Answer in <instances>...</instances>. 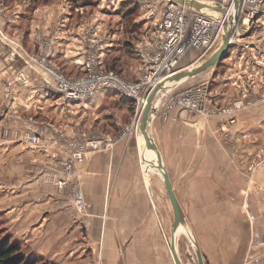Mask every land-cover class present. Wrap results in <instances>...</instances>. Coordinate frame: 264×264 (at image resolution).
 Segmentation results:
<instances>
[{
	"label": "rangeland",
	"instance_id": "rangeland-1",
	"mask_svg": "<svg viewBox=\"0 0 264 264\" xmlns=\"http://www.w3.org/2000/svg\"><path fill=\"white\" fill-rule=\"evenodd\" d=\"M9 2L16 3V6L26 3L28 8L22 27L0 24V43L6 49L5 60L9 63H14L16 60L23 62V65L14 72L12 80H8L4 84L3 108L0 109V116L14 111L12 102L16 96L15 86L18 83L28 86L32 78L30 74L26 73L28 68L35 72H38L39 69L42 74H47V78H44L42 82L43 87L45 82H54V78L57 77L52 73L54 70L60 72L67 80L87 77L89 75V71L87 72L88 61H91L90 68L95 66L94 68L107 74H117L130 83L141 82L150 76L147 64L138 55L136 46L145 42L144 38L147 33L155 27L165 0H9ZM10 14L12 13L4 12L1 9L0 19L9 18ZM34 31L36 34L38 32L41 34L38 38L40 43L35 49L29 47L24 41V36L34 33ZM69 35H72L74 43H70L71 47L69 46L70 50L66 57L63 53L57 58V61L50 60V48L54 44L59 48L63 47V51H66L65 38H68ZM53 36L51 41L50 37ZM55 37L60 38V40L57 38L58 43H56ZM219 44L220 41L213 50ZM196 57H198L197 52L191 50L184 61H181L182 68L200 61V58ZM262 63L255 61L252 71L250 69L248 72L245 61L242 59L232 60L229 59L228 54H224L217 64L194 77L174 83L173 88L165 93V95L168 94V97L167 95L161 97L159 120L154 126L151 125L152 133L161 153H164V142L167 137L166 124L169 123L167 122L170 115L169 109L174 108L173 110L184 112L188 118L187 126L183 132L192 154L197 152L196 148L201 145L199 140L201 129L203 128L205 131V124L198 127L195 122L218 117L216 130L219 133H217L219 141L222 147L229 151L227 162L232 161L229 166L225 162H218L217 159L212 161L211 157L197 156L195 162V158L192 156L188 165L186 161L182 163L178 157V160L173 156L164 158L165 167L169 169H167L168 173H171L176 195L180 198V206L186 213L187 222L190 223L189 225L185 220V226L182 224L185 230L175 234V251L181 264H198L194 245L202 253L205 264H208L209 260L203 254L205 251L203 247L208 245L209 233L212 229L217 231L234 224L237 227L240 223L237 220L227 219L229 218L228 214L231 215L230 218L241 214L239 205H202L203 196L206 195L205 199L210 200L222 196L232 198L234 194L235 196L238 194L235 186L238 183L236 182L243 180L250 181L251 197L259 192L264 194V71L258 65ZM21 74L26 77V82L21 83ZM145 75L148 76L145 77ZM160 77L163 78L164 74H160ZM196 86L203 87V96L198 107L188 108L178 101L177 98L180 95L182 96L186 90L197 88ZM108 90H115L117 93ZM44 92L47 95L57 96L64 103L81 101L87 103L99 92L103 94L100 98H96V96L95 101L93 100L94 103L88 104L91 111L81 121L82 123L88 122L83 124L86 127L80 125L79 130H74L73 136L63 137L66 139L68 147L66 159L69 156L73 158V154L81 153L82 155L81 158L74 157L72 159L71 164L73 163V165L69 171L63 165L65 158L64 161L61 160L59 167L63 171L66 170L67 175L72 174L75 163L81 161L89 150L99 149L98 145L108 148L109 145H113L124 136L131 135L137 138L134 124L141 106L137 104L136 100L123 96L115 88H103L89 98L79 100H64L57 93L48 90ZM143 95L144 91L142 90ZM28 120L30 124L27 123L24 128L15 126L12 122L3 121L0 127V138H16L32 147L45 148L47 146L45 137L36 130L34 125L35 116H29ZM0 121L2 120L0 119ZM103 133L113 136L102 135ZM116 136H119L116 140L112 139ZM33 137L34 140L31 139ZM59 137L61 138V134ZM136 155L140 164L138 144L136 145ZM147 156L153 162H157L159 159V154L156 157L149 154ZM160 158L162 159L161 154ZM168 161L171 163L168 164ZM45 163L42 162V164ZM38 165L41 167V162ZM195 168L199 171L197 177H195ZM33 170L36 172L35 167ZM37 170L42 171L41 168ZM225 170L230 171L231 175L228 176ZM143 176L146 182H151L153 187L156 228L162 233L165 246L170 254L171 264H175L170 250L171 226L174 217L162 176L157 173H143ZM52 182H55L58 188H62L66 180L55 181L52 179ZM193 183L195 185L198 183L201 187L200 204L190 203L191 195L187 192V186L191 188ZM218 184L225 185L226 188L218 189ZM231 185L232 187H230ZM77 191L72 186L67 195L77 204L74 206L77 213L80 214L84 209V202ZM239 194L243 198L244 190ZM78 201L81 203L80 205ZM5 236L12 240L4 225L3 216L0 214V240ZM21 250L28 258L27 250L29 249L22 245ZM66 261L41 257L36 264H68Z\"/></svg>",
	"mask_w": 264,
	"mask_h": 264
},
{
	"label": "crops",
	"instance_id": "crops-1",
	"mask_svg": "<svg viewBox=\"0 0 264 264\" xmlns=\"http://www.w3.org/2000/svg\"><path fill=\"white\" fill-rule=\"evenodd\" d=\"M27 8L26 3L16 6V3L9 0H0V10L12 13L9 18L0 19V24L22 27ZM35 32L24 36L25 43L34 49L39 45L38 38L41 35ZM53 38L54 36L50 37L51 41ZM55 38L58 43L60 38ZM65 42V52L63 47L59 48L55 44L50 48V60L57 61L63 53L66 57L70 43H74L72 35L65 38ZM5 53L6 49L0 43V109L3 108L5 82L12 80L14 72L23 65L21 60L7 62ZM26 73L32 76L30 83L28 86L19 83L15 86L16 96L12 102L14 111L0 116V127L3 121H7L24 128L29 123V116H35V128L44 135L47 146L35 148L20 139L0 138V214L11 239L29 249L28 257L62 262L67 260L68 264H171L162 233L156 228L154 190L151 182H146L143 176L146 164L141 160L139 164L136 155L138 137L142 134H137V138L131 135L119 138L108 148L100 145L99 149L89 150L81 161L75 163L72 174L67 175L59 167L68 152L67 141L63 137L73 136L75 129L79 130L80 125L88 123L81 122L91 111L88 104L94 103L103 94L99 92L89 103H64L57 96L44 92L42 82L47 78L46 73L29 68ZM183 80L180 79L179 82ZM170 86H164L162 92L155 97L158 103L148 125L155 144L151 125L154 126L159 120L161 97L174 85ZM108 91L117 93L115 90ZM173 109L168 110L170 115L167 119L169 123L166 124L164 153L159 150L164 165V158L170 156L177 160L179 158L182 163L186 161L188 165L192 156L195 162L196 157L200 156L231 165L232 161L226 160L229 151L222 147L216 130L218 117L195 122L198 127L205 124V131L201 129V145L192 154L183 132L188 118L184 112ZM97 117L95 118L98 119ZM134 128L136 129L135 125ZM104 134L107 133L102 135ZM117 137L119 136L112 139L116 140ZM156 146L158 147L157 144ZM144 155L147 160L145 152ZM39 161L41 167L38 165ZM38 168L42 171L39 172ZM195 172L197 177V168ZM225 172L228 176L231 175L230 171ZM52 179L66 180V183L58 188ZM170 179L174 188L171 175ZM236 183L237 196L234 194L232 198L222 196L210 200L205 199V195L201 201L202 205H239L241 211L235 218H230L231 215L228 214V220L240 222L237 227L234 224L217 231L212 229L209 233V243L203 247L208 264H264V194L259 192L251 197L250 181ZM218 185V189L226 188L225 185ZM72 186L83 198L84 209L80 214L74 206L77 204L67 195ZM200 189L198 183L191 184V188L187 186V192L191 195L190 203L200 204ZM243 190L242 198L239 192ZM177 198L180 203V198ZM183 213L187 222L184 209ZM187 223L190 225L189 221Z\"/></svg>",
	"mask_w": 264,
	"mask_h": 264
},
{
	"label": "built area",
	"instance_id": "built-area-1",
	"mask_svg": "<svg viewBox=\"0 0 264 264\" xmlns=\"http://www.w3.org/2000/svg\"><path fill=\"white\" fill-rule=\"evenodd\" d=\"M208 4L211 12L165 0L155 27L147 33L145 42L136 46L138 55L150 71V76L141 82L130 83L117 74H107L95 66L90 68L91 61H88L87 77L67 80L54 70L52 73L57 77L54 82H45V90L61 95L64 100H79L89 98L100 89L115 88L123 96L136 100L142 108L149 90L162 79L160 74L165 77L182 68L181 61L191 50L196 51V58L201 60L222 41L226 30L230 31V45L225 53L229 59L245 61L248 72L252 71L255 61L263 62L258 65L264 71V0H209ZM220 8L225 12L222 13ZM26 80L21 74V83ZM196 87L186 90L177 98L178 101L188 108L198 107L203 87ZM69 157L63 160L68 171L73 165L72 159L82 155L77 153L73 158ZM78 204L81 203L78 201Z\"/></svg>",
	"mask_w": 264,
	"mask_h": 264
},
{
	"label": "water",
	"instance_id": "water-1",
	"mask_svg": "<svg viewBox=\"0 0 264 264\" xmlns=\"http://www.w3.org/2000/svg\"><path fill=\"white\" fill-rule=\"evenodd\" d=\"M168 1L178 3V4H184L188 6H194V7L198 6L197 5L198 0H168ZM206 5L208 6L209 4H206ZM220 9L222 13L225 12L223 8H220ZM229 45H230V31L226 30L225 33L222 35V41L220 42V44L215 50H213L210 54L202 58L199 61V63L196 64V66H193L189 69H187V67L182 68L181 70H178L168 75V79L172 80L174 83H177L180 81L182 77H185L184 79H186V78L194 77L204 72L208 68L217 64L219 59L222 56H224V54L226 53ZM163 87H164V82L161 80L152 89L149 90V92L146 95L145 101L142 105V108L140 110V114L138 116V122H137V128L140 131H142L144 134L146 146L151 145L154 149H156L158 154H160V151L149 134L148 125L152 119V114L156 110V106L154 104L155 97L158 94L159 90ZM156 168L160 170L162 173V180L164 183V188H165L166 194L168 196V199L170 201L172 211H173L174 220L171 226L170 250H171L175 264H181L179 257L175 251V232L181 223L185 224L184 213L180 206V203L178 201L174 188L172 186V182H171L168 170L166 169L161 158L156 164ZM194 246L196 249L198 264H205L202 253L200 252V250L198 249L196 245Z\"/></svg>",
	"mask_w": 264,
	"mask_h": 264
},
{
	"label": "bare ground",
	"instance_id": "bare-ground-1",
	"mask_svg": "<svg viewBox=\"0 0 264 264\" xmlns=\"http://www.w3.org/2000/svg\"><path fill=\"white\" fill-rule=\"evenodd\" d=\"M206 4H208V1H202V0H198V6L197 7H194L193 6V8H200L201 10H204V11H209L210 10V12L212 11V9L210 8V6L208 5H206ZM196 63H199V61L198 62H195V63H193V64H191L190 66H188L187 67V69H189V68H191V67H193V66H196ZM185 77H182L181 79H184ZM163 81L164 82V86H167V87H165V88H169V87H171L170 85H174V82L172 81V80H170V79H168V76H165V77H163L162 79H159V81ZM159 81H157L155 84H154V86L159 82ZM153 86V87H154ZM152 87V88H153ZM151 88V89H152ZM164 88V87H163ZM163 88H161L160 90H159V92H158V94L160 93V92H162V89ZM145 101V100H144ZM144 103V102H143ZM157 101L155 100V106H157ZM140 114V113H139ZM153 115L154 114H152V117H153ZM139 116V115H138ZM138 119V118H137ZM136 119V121H135V127H136V129H137V134L138 135H140V134H142V135H140L138 138H139V142L141 143V144H139V142H138V150H139V157H140V160H141V162L143 163V164H147V165H145L144 166V173L145 174H150V173H157L159 176H162V173H161V171L160 170H158L157 168H156V164L158 163V162H153V161H151V160H149L148 158H147V160H146V157H145V155H144V152L146 153V154H149V155H154L155 157L158 155V152L156 151V149H154L151 145H149V146H146V143H145V138H144V134H143V132L142 131H140L138 128H137V122H138V120ZM144 150V151H143ZM160 155V154H159ZM159 159H160V156H159ZM159 159H158V161H159ZM148 161V162H147ZM184 230V227H183V225H182V223L178 226V228H177V230H176V232H175V234H177V232L179 233L180 231H183Z\"/></svg>",
	"mask_w": 264,
	"mask_h": 264
},
{
	"label": "trees",
	"instance_id": "trees-1",
	"mask_svg": "<svg viewBox=\"0 0 264 264\" xmlns=\"http://www.w3.org/2000/svg\"><path fill=\"white\" fill-rule=\"evenodd\" d=\"M21 243L17 240H9L5 236L0 240V264H36L41 257L26 258L25 252L21 250Z\"/></svg>",
	"mask_w": 264,
	"mask_h": 264
}]
</instances>
